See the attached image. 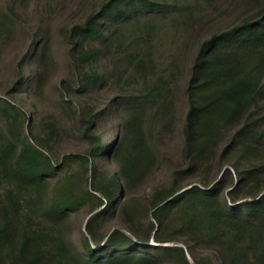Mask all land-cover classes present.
<instances>
[{"label":"trees","instance_id":"1","mask_svg":"<svg viewBox=\"0 0 264 264\" xmlns=\"http://www.w3.org/2000/svg\"><path fill=\"white\" fill-rule=\"evenodd\" d=\"M29 1L0 0L1 41L24 23ZM66 34L69 104L98 91L106 103L76 111L89 146L65 155L80 170L59 176L45 201L63 167L49 154L57 129L31 130L32 143L17 96L45 86L49 32L27 37L0 96V264H264V0H103ZM176 126L179 159L140 224L127 179ZM213 165L212 176H197ZM84 206L88 235L73 252L57 221ZM101 224L113 226L100 235Z\"/></svg>","mask_w":264,"mask_h":264},{"label":"rangeland","instance_id":"2","mask_svg":"<svg viewBox=\"0 0 264 264\" xmlns=\"http://www.w3.org/2000/svg\"><path fill=\"white\" fill-rule=\"evenodd\" d=\"M102 1L103 0H54L52 6H49L41 0H30L27 7L24 9V23L17 25V30L14 35L2 39V41L0 40V96L5 97L2 93L11 88L14 83L18 69L17 63L25 52L27 37L31 33H35L39 30L43 33L49 32V36L45 42L49 43L48 54L50 55V60L43 69L46 84L41 88L40 92H38L39 94L34 93L32 90H28L17 96L18 105L26 110L30 117V125L26 127V136L32 143H34V141L31 139V130L35 135L43 136L50 132L53 128V123L55 124V129H57V135L51 144L49 154L54 162L62 163L63 167L58 176L49 178L44 188V200L47 202L54 199L58 177L73 170H78L77 165L74 163L70 164L69 162L66 163V161H62L65 155L84 152L89 146L88 140L82 135L81 130L84 129V126L82 125V121L75 115L76 111L80 109L79 107L87 108L88 106L90 108H99L106 103L104 92L98 91L77 95L74 97V104H69V95L63 86L64 78L70 75L72 71L66 33L74 23L85 18V16ZM46 23H48V28H46ZM63 94L67 98L65 102L62 101ZM101 130L104 136H111V134H109L110 125L107 122L102 126ZM170 135L172 136L166 140L164 149L161 147L157 149L153 147L152 152L155 154V161L150 160V163H147L148 166L143 167V170L141 169V173L140 170L138 174L133 175L134 177H132V179H127V181H129L127 184V191L130 200L132 199L130 204L132 209L136 211L134 217L140 224L145 223L146 218L142 212H144L149 205L153 189L157 184L167 180L171 168L179 159L180 134L177 126L174 127V131L171 132ZM112 140H115V136H113ZM161 159L163 162L160 164L159 161ZM204 167L205 166L201 167L197 171V176L199 178L206 176L210 177L217 169L215 165H213V167ZM229 167L232 168L231 165ZM77 174L76 182L78 184L82 176L80 173ZM89 188L92 190L91 187ZM89 217L88 208L84 206L76 211H70L69 214L57 221L59 234L73 252L80 249L82 231L88 235L86 224ZM120 222L124 223V225L128 224V216L122 215L120 217ZM114 224L115 223H113V225ZM113 225L106 226L105 224H101L99 226L100 235H103L110 229V226ZM113 230L114 227L111 231ZM122 230L128 233L126 228ZM152 243L157 244L154 241ZM163 244L171 245L173 243L167 242ZM180 244L183 245L182 243ZM185 249L188 258L192 260L187 247ZM200 251L205 253H216V250L214 251L212 248H204Z\"/></svg>","mask_w":264,"mask_h":264}]
</instances>
